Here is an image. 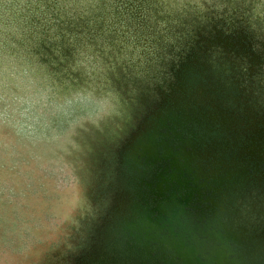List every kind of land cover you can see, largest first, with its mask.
<instances>
[{
	"label": "rangeland",
	"instance_id": "1",
	"mask_svg": "<svg viewBox=\"0 0 264 264\" xmlns=\"http://www.w3.org/2000/svg\"><path fill=\"white\" fill-rule=\"evenodd\" d=\"M3 1L0 264H264V0Z\"/></svg>",
	"mask_w": 264,
	"mask_h": 264
},
{
	"label": "trees",
	"instance_id": "2",
	"mask_svg": "<svg viewBox=\"0 0 264 264\" xmlns=\"http://www.w3.org/2000/svg\"><path fill=\"white\" fill-rule=\"evenodd\" d=\"M39 4H40V0H4L2 7L5 8L6 11H7V9H9L8 11H11L13 16H15V20L13 21L10 29L11 30H13V29L22 30V32H24L25 34H29L30 28H34V24H39L40 25L39 27H45L47 30H49L50 25L53 23V21L58 20V18L51 15V13L53 12V5L48 7L47 11H44L43 10L44 7H39V9H37V7L40 6ZM41 6H43V5H41ZM35 9L37 11L35 14H33L35 12ZM0 10H3V9H0ZM39 10H41V11H39ZM6 11H2V13H5ZM7 18L9 19V17H7ZM53 18H54V20H53ZM0 24H1V22H0ZM3 29H5L3 34L8 36L7 27H4ZM0 30H1V27H0ZM16 30L14 32H16ZM36 30H39V29H36ZM36 30L34 32H37ZM14 32H12V36L16 35V33H14ZM44 32H47V31L44 30L41 33L44 34ZM50 33H51V31H50ZM0 35H2V34H0ZM9 40H7V44H11L13 42L11 39H9ZM4 43L6 44V41H4ZM3 47H5V45ZM183 62L184 63H182V65H185L186 64L185 61H183ZM188 68H190V67H188ZM183 70L184 69H182L179 72H182L180 75L184 78V76H185L184 71L185 70L184 71ZM97 226L98 225H95L93 227L92 231L89 233V235H90L89 244H93L97 241H98V243H102L103 237L101 236L99 226L98 227ZM106 242L107 241H105V243ZM113 243H114V241H111L110 246L113 245ZM109 248L113 252H117L116 254L120 255V261L122 262L121 264H124L125 261H128L127 253L121 252V250L126 249V241H125L124 237L120 238L119 243H117L116 249H113V247H109ZM114 260L115 259H112L113 262H115ZM114 264H118V263H114Z\"/></svg>",
	"mask_w": 264,
	"mask_h": 264
}]
</instances>
